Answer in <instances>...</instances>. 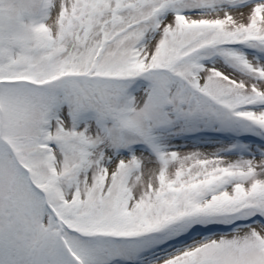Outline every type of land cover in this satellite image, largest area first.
Segmentation results:
<instances>
[{"label":"snow or ice","instance_id":"6c2138e0","mask_svg":"<svg viewBox=\"0 0 264 264\" xmlns=\"http://www.w3.org/2000/svg\"><path fill=\"white\" fill-rule=\"evenodd\" d=\"M0 264H264V0H0Z\"/></svg>","mask_w":264,"mask_h":264}]
</instances>
